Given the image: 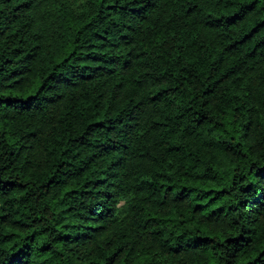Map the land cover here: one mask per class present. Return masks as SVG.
Wrapping results in <instances>:
<instances>
[{
  "label": "trees",
  "instance_id": "1",
  "mask_svg": "<svg viewBox=\"0 0 264 264\" xmlns=\"http://www.w3.org/2000/svg\"><path fill=\"white\" fill-rule=\"evenodd\" d=\"M0 264H264V0H0Z\"/></svg>",
  "mask_w": 264,
  "mask_h": 264
}]
</instances>
